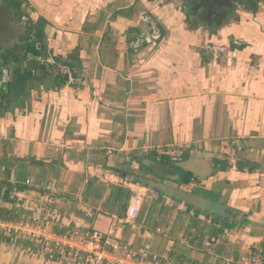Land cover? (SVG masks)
<instances>
[{
  "label": "crops",
  "instance_id": "crops-1",
  "mask_svg": "<svg viewBox=\"0 0 264 264\" xmlns=\"http://www.w3.org/2000/svg\"><path fill=\"white\" fill-rule=\"evenodd\" d=\"M24 1L47 25L20 67L0 71V215L47 207L61 233L113 231L176 264L264 250V153L229 156L264 139V0L220 25L198 0ZM199 153L231 159L208 174ZM144 180L219 207L177 204ZM47 183L68 192L47 204L36 187ZM135 196L144 204L128 224ZM29 247L0 243V264H55Z\"/></svg>",
  "mask_w": 264,
  "mask_h": 264
},
{
  "label": "built area",
  "instance_id": "built-area-1",
  "mask_svg": "<svg viewBox=\"0 0 264 264\" xmlns=\"http://www.w3.org/2000/svg\"><path fill=\"white\" fill-rule=\"evenodd\" d=\"M26 184L34 185L32 181ZM36 187L47 193V204L68 192L55 183ZM143 204L141 196L132 199L126 223H135ZM57 223L47 207L21 220H6L0 215V236L12 246L29 244L31 253L55 264H176L157 256L138 254L129 245L117 241L113 231L101 234L74 227L61 233ZM227 264H264V250H252L242 259Z\"/></svg>",
  "mask_w": 264,
  "mask_h": 264
},
{
  "label": "flooded vegetation",
  "instance_id": "flooded-vegetation-1",
  "mask_svg": "<svg viewBox=\"0 0 264 264\" xmlns=\"http://www.w3.org/2000/svg\"><path fill=\"white\" fill-rule=\"evenodd\" d=\"M224 1L228 2V0ZM11 4L9 0H0V71L11 70L13 65L20 67L21 61L26 60L24 57L28 55V52L37 47L42 30L45 29L39 25L40 19L37 21L28 14L29 6L26 3L21 6ZM238 8L245 9L237 4L235 11H231L226 3V6L223 7L224 15H232L230 20L239 19V16H236ZM9 49L14 51V55L10 67L7 69L4 67L5 63L2 57Z\"/></svg>",
  "mask_w": 264,
  "mask_h": 264
},
{
  "label": "water",
  "instance_id": "water-1",
  "mask_svg": "<svg viewBox=\"0 0 264 264\" xmlns=\"http://www.w3.org/2000/svg\"><path fill=\"white\" fill-rule=\"evenodd\" d=\"M203 6L201 9L204 10V13L211 11L212 15L211 18L209 19L210 22L215 23L216 25H220L224 23L225 21H228L231 19L232 15H224L223 7L227 6L231 11H235L236 5L233 2V0H228V2H223L222 0H198ZM225 3V4H224ZM246 150H254L258 151L261 153H264V139H255V140H249L245 142L244 147L241 149V152H245ZM199 155L204 157L207 161H210L208 169H210V173L212 174L215 173L216 171V165L212 163L211 161L215 159L219 160H227L229 159L225 155H215V154H210L206 153L202 155V153H199ZM206 155V156H205ZM231 159V158H230ZM229 159V160H230ZM187 163L180 165L184 170H187ZM194 169V166L190 167L189 164V169L192 170ZM193 172V171H192ZM197 174V173H196ZM142 183L146 184L150 189L156 190L158 194H161L162 196L172 198L174 201H176L177 204H184L190 207H194L197 209L201 210H206L208 213L213 214L214 210L216 211L217 207H219L218 204H215L214 202L199 197L196 194L188 193L184 190H181L179 188H173L172 186H168L165 184H160L151 180H144ZM224 214L226 213V210L224 211Z\"/></svg>",
  "mask_w": 264,
  "mask_h": 264
},
{
  "label": "trees",
  "instance_id": "trees-1",
  "mask_svg": "<svg viewBox=\"0 0 264 264\" xmlns=\"http://www.w3.org/2000/svg\"><path fill=\"white\" fill-rule=\"evenodd\" d=\"M11 5L16 6L15 4H17L18 6H21L23 3H25V1H18V0H9ZM261 0H234V2L236 3L235 5L238 4V6H242L247 10H250L252 12H256L258 10L259 4H260ZM240 4V5H239ZM39 25H41V27L45 28V26L47 25V22L43 19L39 20ZM160 41V38L158 40V42ZM13 55H14V51L9 49L5 52L4 57H2L3 61H4V67H6L7 69L10 67L11 65V60H13ZM5 215V212H4ZM3 218V217H2ZM5 219V218H4ZM6 241V239H4L3 237L0 238V243Z\"/></svg>",
  "mask_w": 264,
  "mask_h": 264
},
{
  "label": "rangeland",
  "instance_id": "rangeland-1",
  "mask_svg": "<svg viewBox=\"0 0 264 264\" xmlns=\"http://www.w3.org/2000/svg\"><path fill=\"white\" fill-rule=\"evenodd\" d=\"M230 20V19H229ZM229 20L227 21V22H229ZM143 25V24H142ZM146 25H148V22L146 23ZM144 26V25H143ZM141 28V27H140ZM156 39V38H155ZM153 40V39H152ZM156 42L155 41H153V42H151V44L154 46V45H156L155 44ZM247 141V140H246ZM246 141H244L242 144H240V145H238L237 146V148L236 149H233V151H232V149H230V157H233L234 156V158H237V159H239L240 160V162H242L241 160L242 159H244V155H243V152H241V149L244 147V145H245V142Z\"/></svg>",
  "mask_w": 264,
  "mask_h": 264
}]
</instances>
